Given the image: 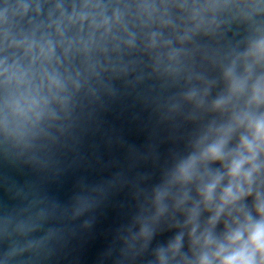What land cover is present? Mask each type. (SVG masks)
Listing matches in <instances>:
<instances>
[{"label": "clouds", "instance_id": "1", "mask_svg": "<svg viewBox=\"0 0 264 264\" xmlns=\"http://www.w3.org/2000/svg\"><path fill=\"white\" fill-rule=\"evenodd\" d=\"M0 264H264V0H0Z\"/></svg>", "mask_w": 264, "mask_h": 264}]
</instances>
